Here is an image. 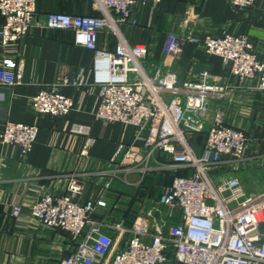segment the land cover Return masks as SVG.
Instances as JSON below:
<instances>
[{
    "label": "built area",
    "instance_id": "2783aa9c",
    "mask_svg": "<svg viewBox=\"0 0 264 264\" xmlns=\"http://www.w3.org/2000/svg\"><path fill=\"white\" fill-rule=\"evenodd\" d=\"M149 1L156 7L162 0H91L98 15L48 12L40 19L36 0H0V42L5 49L19 45L37 26L71 31L74 44L94 52L92 70L100 86L95 119L135 126L141 140V147L126 148L120 162L125 172L144 174L153 169L151 160L156 162L155 169L188 170L187 176L174 174L156 199L141 204L129 225L93 219L96 206L104 207L105 202L78 201L81 188L75 180L63 195L39 196L29 214L41 226L65 231L73 241L78 240L75 251L58 264H264V193L247 195L235 177L218 182L211 178L223 158L241 160L250 148L246 133L226 125L219 115L205 127L209 102L224 97L227 87L214 83L207 71L191 79L173 72L184 46L192 43L219 57L243 87L264 92V58L247 38L225 30L203 37L168 32L160 68L149 76L147 46L129 43L120 29L121 25L135 26V7ZM227 1L239 11L248 10L254 2ZM100 32L116 38L114 51L98 48ZM21 70L1 68L0 84L13 86ZM65 85L82 86L83 77L61 79L40 89L30 101L31 111L52 117L67 115L73 101L60 92ZM84 130L73 127L76 133ZM201 131L206 138L198 154L190 138ZM37 133L36 125L7 121L0 142L25 156ZM21 211L15 205L10 215L17 218Z\"/></svg>",
    "mask_w": 264,
    "mask_h": 264
},
{
    "label": "crops",
    "instance_id": "0c3cea01",
    "mask_svg": "<svg viewBox=\"0 0 264 264\" xmlns=\"http://www.w3.org/2000/svg\"><path fill=\"white\" fill-rule=\"evenodd\" d=\"M36 11L40 19L48 12L98 15L91 0H36ZM134 16L135 26L121 25L120 29L129 43L147 46L149 76L160 68L168 32L203 37L225 30L247 38L264 58V0H254L246 11L233 8L227 0H162L156 7L149 1L137 5ZM115 46L112 34L99 33L100 50L112 52ZM94 56L93 51L74 44L71 31L35 26L17 46L5 49L0 42V69L22 68L16 84H0L9 90L7 103L0 102V131L7 121L38 127L36 141L25 156L18 148L0 142V264H58L75 251L78 240L73 241L65 231L41 226L29 214L39 196L63 195L71 180L81 188L78 201L105 202L104 207L96 206L93 219L129 225L140 205L156 199L174 174L188 175L187 169L174 173L155 169L154 160L149 163L153 169L144 174L127 173L120 167L126 148L141 147V140L135 126L95 119L100 86L92 70ZM199 71H207L214 83L227 87L224 97L209 102L205 127L219 115L226 125L242 130L251 140L246 156L241 160L223 158L211 171L212 180L235 177L247 195L264 193V92L243 87L219 57L187 43L173 72L179 78L191 79ZM77 75L83 77L84 85L60 87V92L73 101L67 115L52 117L31 111L30 101L40 89ZM2 98L0 94V101ZM76 126L85 132H74ZM190 144L196 153L202 151L192 137ZM106 183L108 189L104 188ZM15 205L22 211L12 218Z\"/></svg>",
    "mask_w": 264,
    "mask_h": 264
},
{
    "label": "trees",
    "instance_id": "16d2710c",
    "mask_svg": "<svg viewBox=\"0 0 264 264\" xmlns=\"http://www.w3.org/2000/svg\"><path fill=\"white\" fill-rule=\"evenodd\" d=\"M192 142H194L195 146H204L205 143V138H206V132L201 131V132H193L192 135Z\"/></svg>",
    "mask_w": 264,
    "mask_h": 264
},
{
    "label": "water",
    "instance_id": "95a60500",
    "mask_svg": "<svg viewBox=\"0 0 264 264\" xmlns=\"http://www.w3.org/2000/svg\"><path fill=\"white\" fill-rule=\"evenodd\" d=\"M0 94L3 95L2 101H0V102H1V104L5 105L8 101V98H9V90L4 88V87H0ZM0 225H2V224H0Z\"/></svg>",
    "mask_w": 264,
    "mask_h": 264
}]
</instances>
